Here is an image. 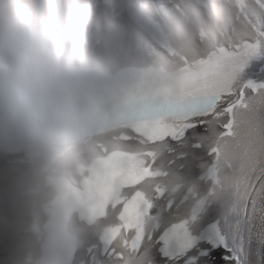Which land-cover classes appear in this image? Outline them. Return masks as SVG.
Instances as JSON below:
<instances>
[{
    "label": "snow or ice",
    "instance_id": "1",
    "mask_svg": "<svg viewBox=\"0 0 264 264\" xmlns=\"http://www.w3.org/2000/svg\"><path fill=\"white\" fill-rule=\"evenodd\" d=\"M154 8L151 78L116 147L81 170L85 218L111 221L70 264H264V0Z\"/></svg>",
    "mask_w": 264,
    "mask_h": 264
},
{
    "label": "clouds",
    "instance_id": "2",
    "mask_svg": "<svg viewBox=\"0 0 264 264\" xmlns=\"http://www.w3.org/2000/svg\"><path fill=\"white\" fill-rule=\"evenodd\" d=\"M145 17L138 0H0V264H70L110 223L73 189L151 78L135 68ZM167 191L187 212L184 188Z\"/></svg>",
    "mask_w": 264,
    "mask_h": 264
},
{
    "label": "bare ground",
    "instance_id": "3",
    "mask_svg": "<svg viewBox=\"0 0 264 264\" xmlns=\"http://www.w3.org/2000/svg\"><path fill=\"white\" fill-rule=\"evenodd\" d=\"M144 42H145V41H144ZM144 44H145V43H143V46H144ZM143 46H142V47H143ZM141 49H142V48H141ZM140 57H142V55H140ZM140 57H139V58H140Z\"/></svg>",
    "mask_w": 264,
    "mask_h": 264
}]
</instances>
